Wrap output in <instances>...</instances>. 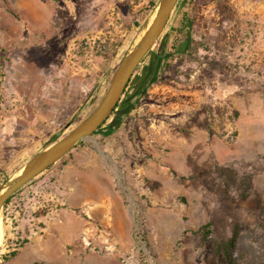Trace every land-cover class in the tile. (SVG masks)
<instances>
[{"label": "rangeland", "instance_id": "374dc122", "mask_svg": "<svg viewBox=\"0 0 264 264\" xmlns=\"http://www.w3.org/2000/svg\"><path fill=\"white\" fill-rule=\"evenodd\" d=\"M18 1L0 0V188L92 112L159 2ZM0 226V264H264V0H181L115 112Z\"/></svg>", "mask_w": 264, "mask_h": 264}, {"label": "water", "instance_id": "95a60500", "mask_svg": "<svg viewBox=\"0 0 264 264\" xmlns=\"http://www.w3.org/2000/svg\"><path fill=\"white\" fill-rule=\"evenodd\" d=\"M178 1L159 0L154 19L141 35L138 43L125 54L115 68L105 93L92 112L66 134L36 152L27 160L21 168V172L0 188V212L11 195L60 160L79 141L90 138L108 119L120 97L123 95L132 74L142 60L149 54L153 45L162 34Z\"/></svg>", "mask_w": 264, "mask_h": 264}, {"label": "trees", "instance_id": "16d2710c", "mask_svg": "<svg viewBox=\"0 0 264 264\" xmlns=\"http://www.w3.org/2000/svg\"><path fill=\"white\" fill-rule=\"evenodd\" d=\"M181 2V0H179L178 1V3L176 4V7L179 5V3ZM158 5V3H154L153 4V6L155 7V6H157ZM160 38H161V35H160V37L157 39V41H156V43L153 45V47L159 42V40H160ZM188 46V41H185V44H184V46H183V48H182V50H186V47ZM152 47V48H153ZM163 48H164V43L161 45V50L159 51V53H158V55H157V59L158 60H161V59H163V57H164V55H163ZM152 50V49H151ZM151 52V51H150ZM144 60V59H143ZM143 60H142V62H143ZM141 62V63H142ZM141 63L139 64V66L136 68V70L134 71V73L132 74V76H131V78H130V81L127 83V85H126V88H125V90H124V93H123V95L120 97V99H119V101H118V103H117V105H116V107H115V109L113 110V112H115V110L118 108V106L121 104V102H122V100H123V96H125V94H126V92H127V89H128V87L130 86V84H131V81L133 80V78H134V76H135V72H137V70H138V68L140 67V65H141ZM0 76H1V78H0V84H1V82H2V76H3V74L2 73H0ZM156 77V72L150 77V79H149V81H152L154 78ZM146 80V78L144 77L143 79H142V81L144 82ZM144 89H145V87H143L141 84L139 85V87L137 88V90L136 91H134L131 95H129V97L130 98H133L134 96H135V102L134 101H130L129 102V104H128V107L127 108H131V107H133V106H135V104H138L139 103V98H140V96H142V94L144 93ZM112 112V113H113ZM112 113L109 115V117L112 115ZM108 117V118H109ZM85 118V116H78L77 118H76V125L79 123V122H81L83 119ZM105 123V122H104ZM103 123V124H104ZM102 124V125H103ZM102 125H101V127H102ZM100 127V128H101ZM99 128V129H100ZM98 129V130H99ZM97 131V130H96ZM95 131V132H96ZM94 132V133H95ZM82 142H84V140H81V141H79V143L77 144V145H79V144H81ZM76 145V146H77ZM75 146V147H76ZM46 147V146H45ZM74 147V148H75ZM70 152V151H69ZM231 172V169L228 167V166H219V165H215L214 166V168H213V172H215L219 177H226V178H230V180L228 181V180H225V181H223V183H224V185L225 186H229V184H230V182L231 181H233V180H236L235 179V177H231V175L228 173V172ZM233 172V171H232ZM31 181V180H30ZM245 195V193H241V196H244ZM12 197V195L8 198V200L5 202V204L10 200V198ZM210 231H207V232H205V236L207 237V235H208V233H209ZM236 236H237V233L235 232L234 233V235H233V237H231L230 239H227V240H222V241H217L216 242V251L217 252H222V253H224L227 257H228V259H230L231 258V256H232V248H233V246L235 245V240H236ZM10 254H12V255H14L15 254V251H12ZM5 258H7V256L5 257Z\"/></svg>", "mask_w": 264, "mask_h": 264}, {"label": "crops", "instance_id": "0c3cea01", "mask_svg": "<svg viewBox=\"0 0 264 264\" xmlns=\"http://www.w3.org/2000/svg\"><path fill=\"white\" fill-rule=\"evenodd\" d=\"M38 1L37 0H27V2H25V0H19L18 1V6H25V4H27L28 5V7H29V11H30V13H32L34 16H35V13H36V8H35V6H36V3H37ZM30 148H32V147H29V149ZM87 188H85V189H83V190H81V194L79 195V196H91V195H89L88 193H87V190H86ZM91 197H93V196H91Z\"/></svg>", "mask_w": 264, "mask_h": 264}, {"label": "bare ground", "instance_id": "6f19581e", "mask_svg": "<svg viewBox=\"0 0 264 264\" xmlns=\"http://www.w3.org/2000/svg\"><path fill=\"white\" fill-rule=\"evenodd\" d=\"M155 15H156V9H155V11L153 12V14H152V16H151V18H150L148 24L146 25L145 29L148 27V25H149V24L151 23V21L154 19ZM145 29L143 30V32L145 31ZM143 32H142V33H143ZM139 38H140V36L138 37V40H139ZM20 170H21V169H20ZM20 172H21V171L17 172L16 175H18ZM1 237H2V228H1V226H0V243H1Z\"/></svg>", "mask_w": 264, "mask_h": 264}, {"label": "built area", "instance_id": "2783aa9c", "mask_svg": "<svg viewBox=\"0 0 264 264\" xmlns=\"http://www.w3.org/2000/svg\"><path fill=\"white\" fill-rule=\"evenodd\" d=\"M122 36H123V42H124L123 45L128 44L130 42L129 35H126V33L124 32V34Z\"/></svg>", "mask_w": 264, "mask_h": 264}]
</instances>
